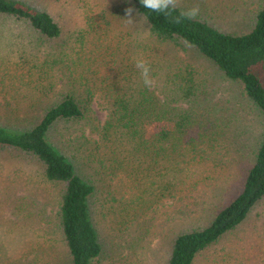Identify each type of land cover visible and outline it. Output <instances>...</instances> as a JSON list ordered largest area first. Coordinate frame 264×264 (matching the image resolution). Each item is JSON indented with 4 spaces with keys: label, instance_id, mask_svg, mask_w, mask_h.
Here are the masks:
<instances>
[{
    "label": "trees",
    "instance_id": "obj_1",
    "mask_svg": "<svg viewBox=\"0 0 264 264\" xmlns=\"http://www.w3.org/2000/svg\"><path fill=\"white\" fill-rule=\"evenodd\" d=\"M27 1L0 0V35L9 25L10 32L17 27L25 38L35 41V68L40 72V85L33 92L37 100L30 107L35 108V116L14 125L10 117L0 114V156L6 153L39 162L42 178L59 195V229L70 264H94L103 253L91 218L95 189L78 176L65 152L60 154L49 144V130L56 122L62 123L70 134L68 141L92 146L99 154L106 147L113 162L134 163L131 172L137 193L140 188L157 209L165 205L168 210L180 203L183 209L190 208L207 198L228 147L218 142L223 114L217 115L220 119L211 117L212 105L204 104V97L211 94V78L189 58L199 54L221 76L240 83L264 118V0L246 8L248 30L242 34H232L227 28L230 24L224 27L217 22L213 8L205 13L209 18L197 16L177 25L163 14L148 11L140 0H46L45 6H31ZM128 8L134 9L129 17L132 23L143 21L145 30H124L126 22L114 21L128 17ZM180 11L177 8L173 16ZM116 29L121 36L113 35L116 42L108 43L111 30ZM88 44L93 48L89 52L123 53L127 65L119 80L115 77L112 82L99 72L92 74L85 81L83 95L72 91L69 67L78 64L73 56L85 52ZM128 52L149 62L155 80L151 90L144 87ZM93 56L84 63L91 64ZM116 63L115 58L108 62L118 69ZM4 94L0 92V108L9 106L16 116L20 104L3 102ZM94 104L105 114L103 122ZM254 156L236 196L215 211L207 227L185 224L172 242L166 264H212L215 256L228 255L231 236L250 224L251 217L264 225V214L259 213L264 209V138ZM4 223L0 220V243L7 241V250L20 238L15 242L16 232L3 228Z\"/></svg>",
    "mask_w": 264,
    "mask_h": 264
},
{
    "label": "rangeland",
    "instance_id": "obj_2",
    "mask_svg": "<svg viewBox=\"0 0 264 264\" xmlns=\"http://www.w3.org/2000/svg\"><path fill=\"white\" fill-rule=\"evenodd\" d=\"M27 2L31 6H45L49 3L46 0ZM251 2L257 1L179 0L178 8L187 10L198 6V17L202 19L209 18L205 13L209 14L208 11L213 8L218 13L214 17L217 22L220 21L224 27L225 24H230L227 28L232 34H242V31L248 30L246 8ZM229 14L233 16L230 17ZM127 19L129 17L114 21L126 22L123 25L124 30L131 27L145 30L143 21L133 24ZM9 27L8 25L5 33L0 35V92H5L2 96L3 102L19 103L20 106L15 111L16 116L9 106L1 107L0 114L10 117L14 125H20L22 118L35 116V108L30 107H35L37 98L33 92L35 85H40L37 84L40 72L35 68V41L29 36L25 38L17 27L10 32ZM111 31V39L107 42L113 44L116 42L113 35L121 34L117 29ZM98 36L95 40L100 46ZM92 49L88 44L85 52L73 56V60L78 62L69 67L73 72L70 87L74 93H86L85 81L92 74L99 72L112 82L115 77L118 79L119 73L125 72L127 62L122 61L123 53L111 54L101 49L89 52ZM92 54L93 62L85 64L86 58ZM180 54L183 57L187 55L185 52ZM111 58H115L117 70L114 69L116 65L108 64ZM127 58L133 61L134 53L130 55L128 52ZM189 59L211 78V94L204 97V104L212 105L215 113L211 117L220 119L217 115L223 114L219 131L222 139L218 142L228 147L227 153L222 157L223 163H220L223 167L216 169L211 192L207 198L196 201L192 207L183 209L180 203L168 210L165 205L157 209L152 200H146L140 188L141 196L137 193V182L131 172L134 163H118L117 160L115 163L109 157L111 161L106 147L99 154L94 152L92 146L87 145L84 148L82 144L78 146L75 141H68L70 134L62 123L56 122L49 130V144L58 153L65 152L78 176L95 189L96 195L91 200L94 203L91 206V218L103 245V253L94 264H166V258L171 255L172 242L185 229V224L192 226L197 223L198 228L207 227L210 219H214L215 211L229 204L236 196L247 165L250 166L255 161L254 152L264 138L262 113L244 93L240 83L221 76L219 70L209 67L210 61L205 64L199 54L192 55ZM204 67L208 70L203 71ZM49 104L47 102L45 105ZM93 110L103 122L105 114L101 113L96 104ZM199 111H202L201 108L197 109L198 113ZM15 117H19L18 122ZM227 121L229 125L224 123ZM11 156L6 153L0 156V163H3L0 166V220L5 221L3 228L16 232L15 242L19 238L20 240L17 245L11 244L7 250L4 249L7 241L0 243V264H70L71 260L59 229L57 191L42 178L38 161ZM216 164L219 166V163ZM211 175L213 177L212 173ZM188 209H191L190 212ZM259 213L264 214V209ZM13 215L16 217H12ZM11 220L19 223L12 224L14 221ZM251 221L250 224L246 223L247 226L242 231L239 229L231 236L226 245L231 246L227 257L215 256L212 264H264V225L257 217H251Z\"/></svg>",
    "mask_w": 264,
    "mask_h": 264
},
{
    "label": "clouds",
    "instance_id": "obj_3",
    "mask_svg": "<svg viewBox=\"0 0 264 264\" xmlns=\"http://www.w3.org/2000/svg\"><path fill=\"white\" fill-rule=\"evenodd\" d=\"M141 4L150 12L157 14H163L171 18L172 22L179 25L185 20H193L199 15V7L195 6L187 10H181L179 15L173 16V12L179 6V0H140ZM133 8L126 9V14L131 17ZM129 22H133L131 18L127 19ZM135 67L139 70L140 77L142 79L145 88L151 90L155 85V80L151 75V67L149 62L140 58H134Z\"/></svg>",
    "mask_w": 264,
    "mask_h": 264
}]
</instances>
